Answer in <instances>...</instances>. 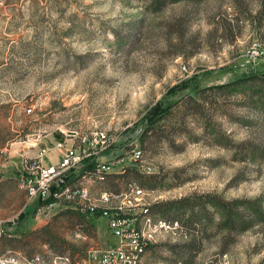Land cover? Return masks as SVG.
<instances>
[{
  "label": "rangeland",
  "instance_id": "1",
  "mask_svg": "<svg viewBox=\"0 0 264 264\" xmlns=\"http://www.w3.org/2000/svg\"><path fill=\"white\" fill-rule=\"evenodd\" d=\"M153 1L0 0V169L20 168L38 144L105 131L112 145L99 159L116 166L92 193L145 189L117 178L140 168L156 176L145 189L151 205L173 208L154 215L179 221L145 264H264V0L183 1L158 13ZM246 80L254 87L201 96L202 112L186 114L188 136L178 134L174 148L157 138L142 147L157 104ZM189 107L175 110L166 131ZM138 149L144 158L135 163ZM65 210H42L62 248L95 247L94 238L77 236L75 219L57 216ZM17 216V225L7 222ZM235 218L242 229L232 227ZM3 221L24 220L13 212ZM96 224L107 232L104 218ZM45 240L29 235L22 247L53 251ZM40 255L48 264L49 254Z\"/></svg>",
  "mask_w": 264,
  "mask_h": 264
},
{
  "label": "built area",
  "instance_id": "2",
  "mask_svg": "<svg viewBox=\"0 0 264 264\" xmlns=\"http://www.w3.org/2000/svg\"><path fill=\"white\" fill-rule=\"evenodd\" d=\"M186 71V67L183 68ZM32 109L29 108L28 113ZM112 143L107 132L96 131L90 137L77 139L71 135L56 143L61 159L58 163L45 165L42 157L25 159L22 164L20 189L31 200H39L48 207L71 205L84 214L100 216L107 220L110 233L118 239L114 247L95 248L89 252L92 264H145L151 245L157 243L161 234L178 229V224H170L155 219L151 212L148 194L137 184H131L121 195L102 192L92 193V185L105 181L116 164L100 161V156L110 150ZM4 151L0 153V160ZM132 161H143L141 149L133 151ZM127 166L125 160L118 162ZM140 171L141 169L138 168ZM145 172V171H144ZM19 217L7 222L17 225ZM4 221L0 220V247L7 236ZM40 254L27 256L7 251L0 254V264H43ZM69 257L58 264H70ZM57 264V262H56Z\"/></svg>",
  "mask_w": 264,
  "mask_h": 264
},
{
  "label": "crops",
  "instance_id": "3",
  "mask_svg": "<svg viewBox=\"0 0 264 264\" xmlns=\"http://www.w3.org/2000/svg\"><path fill=\"white\" fill-rule=\"evenodd\" d=\"M58 142V141H57ZM57 142H53V148L48 146L44 147L38 144V148L32 152L26 153V158H37L42 157V161L45 165H51L58 163L61 159V153L55 148ZM51 152L56 153L52 156V159H47V155ZM25 158H22L21 167L14 168L13 170L9 169L10 165L6 164L2 169H0V220H4L9 217L13 212L20 213V217L23 221L22 225L19 226H8L4 224V230L6 232V237L3 240L2 246L0 247V254L7 251L18 252L27 256H33L38 253L49 254L48 264H58L63 258L69 257L70 264H92L89 260V252L95 248H106L114 247L118 243V239L114 237L109 229L108 222L106 220L107 232L101 233L97 227V219L103 218L100 216H94L85 214V217L91 226L95 229L96 237H94L96 243L95 247L89 248V246H75L64 249L63 251H48L46 246L45 251L38 252L33 250H25L22 247V243L25 241V238L29 236L32 232L43 231L46 226L49 225V218L43 214L45 211L43 209H49L53 207H48L41 203L39 200H31L27 197V194L24 190L20 189L19 181L22 179V164ZM92 188V187H91ZM34 208H33V207ZM67 209L77 210L71 205H64ZM35 213V214H32ZM44 215V217L42 216ZM83 215V214H82ZM8 226V227H7ZM77 236L87 239L88 236L79 232V226L76 228ZM111 238L114 239L111 242ZM42 248V247H41ZM43 249V248H42ZM42 256V255H41ZM64 257V258H65ZM45 264V259L44 263Z\"/></svg>",
  "mask_w": 264,
  "mask_h": 264
},
{
  "label": "trees",
  "instance_id": "4",
  "mask_svg": "<svg viewBox=\"0 0 264 264\" xmlns=\"http://www.w3.org/2000/svg\"><path fill=\"white\" fill-rule=\"evenodd\" d=\"M183 1H187L188 3H197L200 0H154L153 6L151 8L153 10V13H158L161 10L165 9L171 3H179ZM247 84L248 85L250 84L252 87H254V82H251L250 80L240 81V82L230 83V84H224V85H219V86L216 85V86L206 87L202 91H199L198 93L199 99H196L195 97L191 95H185L182 98L178 99L176 102L170 104L169 106L165 108L161 106L162 104H157V106L153 109V113L150 119L151 120L150 125L144 130L141 136L142 147L146 148V145L148 144L150 139L157 138L158 140L166 139L168 141L169 146L174 148L175 146H177L175 142V138L178 134L183 133L185 134V136H188V134L185 131H181V130L186 129V122H185L186 114H193V113H196L197 111L202 112V105L200 103L201 96H204L207 92H213L214 90L225 92L230 95L231 91L233 90L239 91L241 88H244L243 86H246ZM187 104H190L191 107H189L188 110H185L184 112L179 113V119H180L178 121L179 126L174 125L172 128H169V131H166L168 129L166 127V124L164 125V122H167L168 119L171 116H173V114L175 113V110L179 111L181 110L182 107L187 106ZM170 132L172 133L170 134ZM180 150H182V147L178 151ZM143 158H144V152H143ZM117 178L124 179V180L128 178H134L136 180H139L145 189L155 188L152 185V180L155 179L156 176L154 175L147 176L145 175V173H141L138 169H131L128 167L125 171V174L117 175ZM172 210L173 208L171 207V205L166 206V204H163V203H156L150 206V212L155 219H161L154 215L155 212L156 213L159 212L160 214H162V216H167L169 213H172ZM179 211L180 209H177L175 212L177 213ZM57 216L59 217L68 216V217H71L72 219H75L76 220L75 225L79 226V232L91 238L96 237L95 229L93 228V226H91V224L88 223L85 217V214L82 213L81 211L67 209L64 212H62V214H59ZM163 218L164 219L162 220H165V217ZM165 221L170 224L172 223L175 224V222H179L177 218L173 219L172 221H168V220H165ZM232 223H233L232 227L234 229L236 230L242 229L241 225H239V222L236 218L232 220ZM49 230H50V227L46 226L43 231L32 232L29 235H34L36 233H44L46 237L45 243L49 244V246L51 247L53 251H58V250L63 251L64 249L69 248V247L62 248L64 245V242L58 239V237L55 235L54 232H50ZM153 245H151L149 249ZM70 247H72V245ZM64 257H61V258H64Z\"/></svg>",
  "mask_w": 264,
  "mask_h": 264
}]
</instances>
